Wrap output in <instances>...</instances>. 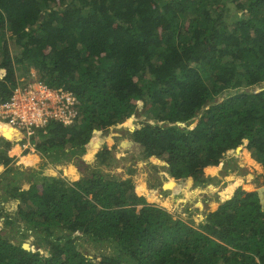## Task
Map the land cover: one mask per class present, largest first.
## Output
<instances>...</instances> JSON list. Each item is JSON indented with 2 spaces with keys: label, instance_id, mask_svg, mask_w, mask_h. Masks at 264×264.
<instances>
[{
  "label": "trees",
  "instance_id": "1",
  "mask_svg": "<svg viewBox=\"0 0 264 264\" xmlns=\"http://www.w3.org/2000/svg\"><path fill=\"white\" fill-rule=\"evenodd\" d=\"M28 65L36 80L75 94L78 117L38 128L34 153L15 166L27 137L0 126L1 196L18 200L8 202L13 215L0 205V264H264L260 192L237 187L197 226L151 199L219 182L223 154L238 147L264 169V0H0V101ZM133 116L161 122H134L127 142L167 164L149 168L148 195L101 167L126 145L107 131ZM88 146L98 163L76 181L32 168L31 157ZM66 162L54 168L75 176ZM10 229L35 236L25 243L35 252ZM78 241L111 252L84 253Z\"/></svg>",
  "mask_w": 264,
  "mask_h": 264
},
{
  "label": "rangeland",
  "instance_id": "2",
  "mask_svg": "<svg viewBox=\"0 0 264 264\" xmlns=\"http://www.w3.org/2000/svg\"><path fill=\"white\" fill-rule=\"evenodd\" d=\"M229 9L234 14L236 12L234 8V4L232 2L229 3ZM234 11V12H233ZM20 72L19 82H28L34 80L37 76V70L34 69L33 65H28L24 70L20 68L18 70ZM260 85H255L253 88L259 89ZM144 120L150 123H158L160 121H155L153 118H146L145 116H137L132 117L131 119L120 121L115 124L107 131V136L115 139V141H119L120 137H123L126 140V145H120L118 149H112L111 157L104 163L101 164L102 169L105 173H109L112 176L118 179H131L136 185L140 186L144 185L142 188L143 192L146 195L150 193L152 190V184L148 177V170L151 167H159L165 168L167 166L166 162L162 160V162H154L151 158L155 156L142 157L140 154L141 147L139 145L129 146L128 141L132 140L131 130L133 129V124L136 121ZM99 138V137H98ZM99 143H103L101 139ZM245 151L248 154V160L245 161L243 158L241 159L240 151ZM88 150H93L92 156L89 158L86 154ZM96 147H85L82 150L71 151L69 147L64 150L54 151L52 155L55 158L44 157L43 160L39 157H31L34 161L32 168L36 167L40 176H48V177H61L68 181H76L80 179L86 168L91 167L93 164L98 163L99 158L96 156ZM71 152V153H70ZM32 153V151L30 152ZM23 154L24 157L22 156ZM29 152L27 153V149L23 148L15 153H12L14 162L12 165L15 166L19 162H21L25 157H27ZM86 154V155H84ZM76 158L74 161L73 158ZM65 158V159H63ZM157 158V157H155ZM61 160V161H56ZM159 159V158H157ZM161 160V159H159ZM223 160L227 164L226 172L221 176L219 182L214 184H202L197 189L193 190L194 192L188 191L186 195H184L185 190H173L161 196H155L151 198L154 203L165 208L169 212L177 215L181 219L191 223L194 226L199 224H204L206 220L207 213L215 210L218 205L226 199L237 187H241L246 191H257L260 192L264 196V169L260 163L256 162L253 158V155L248 152L245 148L238 147L233 152L223 154ZM67 161L66 164L71 165L74 170H76V175L72 176L71 174H63L59 168H54L55 164L58 162ZM253 161L254 163H251ZM48 167L52 166V171H55V175H48L44 172V166ZM3 169L0 168V172ZM54 172V173H55ZM238 179H241V183H236ZM32 180L23 179L20 184L23 188H28L31 184ZM232 186V188H231ZM249 186V187H247ZM164 197H174L169 199H162ZM12 199L15 201V208L18 205V200L9 198L7 200H3L0 191V205L3 206V209L7 211L9 214L13 215L10 210L7 209L9 200ZM161 203L164 205L162 206ZM2 202L4 204H2ZM167 206V207H166ZM11 230V229H10ZM9 230L11 234L12 240L19 239L22 241L20 235L15 233L14 230ZM26 241H31L36 244L37 239L35 236L28 234L22 241L26 243ZM38 243V242H37ZM81 246V250L84 253H97V252H111V248L108 246H94L90 243H82L78 241L77 243ZM41 250L39 251L41 254L47 255L49 251V244L44 243L39 245Z\"/></svg>",
  "mask_w": 264,
  "mask_h": 264
},
{
  "label": "built area",
  "instance_id": "3",
  "mask_svg": "<svg viewBox=\"0 0 264 264\" xmlns=\"http://www.w3.org/2000/svg\"><path fill=\"white\" fill-rule=\"evenodd\" d=\"M76 96L69 90L52 88L36 79L19 82L6 100L0 101V126L27 137L23 148L34 149L28 138L51 120L65 125L77 120Z\"/></svg>",
  "mask_w": 264,
  "mask_h": 264
},
{
  "label": "water",
  "instance_id": "4",
  "mask_svg": "<svg viewBox=\"0 0 264 264\" xmlns=\"http://www.w3.org/2000/svg\"><path fill=\"white\" fill-rule=\"evenodd\" d=\"M2 204H4V203L2 202ZM21 246H22V248L25 249V250H30V248H29L28 246H26L25 242H23V243L21 244Z\"/></svg>",
  "mask_w": 264,
  "mask_h": 264
},
{
  "label": "clouds",
  "instance_id": "5",
  "mask_svg": "<svg viewBox=\"0 0 264 264\" xmlns=\"http://www.w3.org/2000/svg\"><path fill=\"white\" fill-rule=\"evenodd\" d=\"M242 148V147H241ZM27 150H29V152H31L32 151V149H30V148H26ZM32 153H34V151H32ZM31 251H34V250H32V249H30ZM37 251H39V250H37ZM35 252V251H34ZM41 254V253H40Z\"/></svg>",
  "mask_w": 264,
  "mask_h": 264
},
{
  "label": "crops",
  "instance_id": "6",
  "mask_svg": "<svg viewBox=\"0 0 264 264\" xmlns=\"http://www.w3.org/2000/svg\"><path fill=\"white\" fill-rule=\"evenodd\" d=\"M14 133H16V132H14ZM22 148H18L17 150L18 151H20ZM31 154H33V153H29V154H27V155H31ZM77 173H75V175H76Z\"/></svg>",
  "mask_w": 264,
  "mask_h": 264
}]
</instances>
